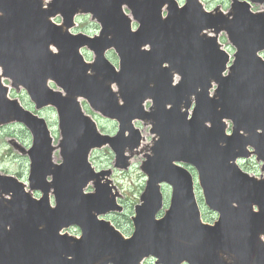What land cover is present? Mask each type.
<instances>
[{
	"label": "water",
	"instance_id": "water-1",
	"mask_svg": "<svg viewBox=\"0 0 264 264\" xmlns=\"http://www.w3.org/2000/svg\"><path fill=\"white\" fill-rule=\"evenodd\" d=\"M112 1L117 0H61L58 1L55 6H60L67 10H70L73 7L76 9L80 8L84 11H92L95 15L99 13L101 15L104 13L107 15H109V13L113 15L114 8ZM118 1H128L134 4H132V6L134 7L136 16L142 23L141 28L137 32H131L129 27H126V23L122 21L120 16H118L117 21L120 22V37L115 36L112 39H108L106 41L102 40L99 43L96 42L95 44H92L95 48H100L104 45L109 46L111 44H116V46L120 49L122 42L131 41L135 38H138V36L142 33V30L148 27L152 20H154V24H156L157 30L155 35L160 38L159 41L168 40L171 38V34L181 33L183 29L185 30V28L178 29L176 25L171 24H168L169 27L168 25L163 27V23H161V19L159 17L161 6L154 5V0ZM100 3H102L101 7ZM141 8H145L148 12L146 14L142 13L140 11ZM189 8L199 11L200 5L197 3V0H188L184 10ZM233 24L238 23L233 21ZM34 30H39V28L34 27ZM237 32L239 35H244L245 38H253L257 34L254 29H242L240 27L237 28ZM249 57L255 59L252 54H250ZM122 58L123 65H125L126 59L124 53H122ZM255 61L256 60H254V62ZM223 62L224 58L221 56L216 61L214 59H209V65L212 67L217 66L218 69L223 67ZM125 71L126 68L124 67L123 73ZM205 89L206 87L203 90ZM89 98L92 99V95L89 96ZM179 99V97L176 98V104L178 103ZM67 107H69L70 115L74 116V107L70 104H68ZM254 108L255 109L252 114L255 118H259L260 120L253 121L248 129L250 132V137H252V144L256 147L257 152L261 156H264V146H260L262 142L260 139L253 137L256 136L254 128L257 126H264V120H261L264 119V113L261 112L260 108L257 106ZM102 109L104 111L106 110L105 108ZM174 112H176V107ZM60 114L61 116L64 115L61 109ZM222 115L223 113H218L216 115L215 123L219 122V119ZM240 126H244V123L239 119L237 120L234 135L232 136L234 144H238L243 139L237 134V130ZM218 138L220 137L218 136ZM246 139L247 138H245V140ZM243 144L246 145V143ZM47 146L48 145L45 144V147H43V145L41 147L45 149L46 162H49ZM37 149L38 147L34 149L35 154H37ZM77 151L78 149L76 148L74 153ZM233 154V146H228L225 150L219 151L217 154V158L221 163L223 173L224 169L228 167L227 162L229 158ZM64 155V165L61 167H56L54 170H52L54 175L53 184L56 187L57 197L60 199L59 205L56 206L55 209L48 208V206L43 202H27L26 204H21L20 207L12 208L10 211L6 212L1 208L3 204L0 206V242L4 235V225L6 224H27L30 232H38L43 238L42 243L37 242L35 246H28L27 249L29 251L30 249L40 251L36 259L28 262L18 261L15 257L11 259V251L6 250L5 245L0 246V264H107L108 262H112L113 264H135L136 262L137 264V261L140 258L139 256L143 252L148 250L155 251L154 244H162L171 247L176 246L180 249L179 245H177L174 240L183 235L181 227H179L172 234L171 226L168 224V222L162 223V221H151V216L148 214H145L143 219L137 224L133 237L129 241L124 242L122 238L118 239L117 234L106 224L102 222H96L94 214L91 213L86 215L88 212L87 210L80 212L77 207L75 209H67L68 201L64 200L63 196L68 192V185H70L72 188H76V186L71 182L79 174V171L76 165L69 167L70 156H66V154ZM204 168L210 172H219L211 163L205 164ZM39 169L40 165L37 164L36 166L35 164L34 172L38 177ZM67 170H69L68 174H66ZM47 171L50 172L49 170ZM202 174L205 180H208L207 173L204 171ZM242 183L244 185H248L250 184V181L243 180ZM37 186L45 189V187L39 181ZM15 189L16 188L14 187V190ZM228 194L233 197V200L236 201H238L237 198L240 197V194H237L231 190H228ZM228 194L227 196L229 197ZM186 199L187 191H184V200ZM87 201L88 198H82V202L85 203ZM89 207H93L95 209L98 208L94 203H91ZM23 214H25L26 217ZM72 220L77 221V223L82 227L84 235L82 236L81 240H76L66 235H58L56 233V230L60 226L67 224ZM188 223V228L189 226H192V228L204 234V236L210 234V232L213 230L210 228L198 227V222L196 220H191ZM39 224L43 225V230H39ZM96 229L102 231L103 236L96 234L94 232ZM259 231L260 230L257 232ZM221 232L227 233L226 230ZM242 232L246 237L250 236V242H244L243 245H241L239 242L232 241L231 236L228 235L223 239L222 242L218 243L217 246L213 243H208L203 251L204 258L199 264H264V244L260 240H257L255 234L251 232V230L243 229ZM187 233L188 229H186L184 234ZM210 236L211 238H214V235ZM157 248L160 249V247ZM223 254H226L232 261H228L227 258L223 256ZM28 259H30V256Z\"/></svg>",
	"mask_w": 264,
	"mask_h": 264
},
{
	"label": "rangeland",
	"instance_id": "rangeland-1",
	"mask_svg": "<svg viewBox=\"0 0 264 264\" xmlns=\"http://www.w3.org/2000/svg\"><path fill=\"white\" fill-rule=\"evenodd\" d=\"M181 0H178L180 2ZM207 7H213L215 5H220L223 8L227 9L229 7L230 0H202ZM261 8V5L254 4V10H258ZM80 25L88 29V33H94L97 30V23L90 21V17L81 18ZM221 41L228 45L224 35L220 36ZM114 58V56H113ZM117 60V59H116ZM91 112V111H89ZM43 114L54 124V128L56 132L54 133V142H56L59 138V132L56 125V114L52 108H47L43 111ZM99 122H101V126L105 127L107 133H114L116 129V124L108 121L99 119V117L93 114ZM144 135L146 137V141L150 136L148 129L144 126L143 128ZM16 139L22 146L27 147L30 144V135L29 133L22 127H10L5 128L0 131V171L6 173H15L20 176L23 180L27 177L28 174V158L25 154L18 152L14 149L10 144V139ZM147 149V146H144V151ZM57 160L60 159L59 154L56 155ZM142 156L140 154L135 156L134 166L125 172H115L114 180L118 183L120 190H122L125 194V203L128 210L125 212V216H115V218L110 217L115 221V224L120 227V229L131 231V223H130V215L133 213V205L139 201V195L142 192L145 185V176L143 172L139 171L140 159ZM92 164L95 168H107L111 167L114 156L111 151L106 147L100 150H97L95 153H92ZM249 168V165L247 166ZM257 169V168H256ZM260 169L258 168V172ZM169 188L165 187L164 193L165 196L168 195ZM208 213V212H207ZM209 216V213L207 214ZM211 215V214H210ZM144 264H151L149 262H145Z\"/></svg>",
	"mask_w": 264,
	"mask_h": 264
}]
</instances>
